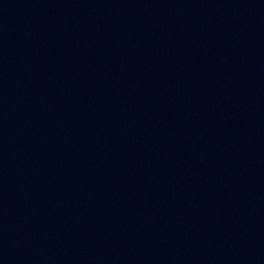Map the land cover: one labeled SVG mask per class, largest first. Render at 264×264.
Here are the masks:
<instances>
[{
	"label": "water",
	"instance_id": "95a60500",
	"mask_svg": "<svg viewBox=\"0 0 264 264\" xmlns=\"http://www.w3.org/2000/svg\"><path fill=\"white\" fill-rule=\"evenodd\" d=\"M0 264H264V0H0Z\"/></svg>",
	"mask_w": 264,
	"mask_h": 264
}]
</instances>
